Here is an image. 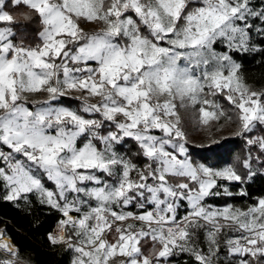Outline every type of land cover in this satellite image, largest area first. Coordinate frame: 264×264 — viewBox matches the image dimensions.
<instances>
[{
	"label": "snow or ice",
	"instance_id": "1",
	"mask_svg": "<svg viewBox=\"0 0 264 264\" xmlns=\"http://www.w3.org/2000/svg\"><path fill=\"white\" fill-rule=\"evenodd\" d=\"M8 2L0 0V23L11 25L14 17L4 10ZM10 2L33 10L43 30L41 44L24 47L13 43L11 27L0 28V144L10 149H0L3 199L27 202L34 194L41 204L60 211L65 219L49 240L77 253L73 264H110L118 256L127 258V264H170V257L182 253L199 264H213L217 234L229 221L244 232L228 242L230 254L249 257L239 264H254L264 256V198L247 211L205 206L207 197L221 195L219 180L242 182L243 177L231 166L213 169L192 161L175 103L200 104L201 122L209 125L225 115L209 99L222 92L237 110L235 135L264 126V93L248 88L239 75L240 64L229 54L260 50L250 30L264 36V27L254 24L259 20L264 25V7L254 8L252 0ZM80 18L106 27L84 32ZM217 44L226 50L217 52ZM41 92L47 99L30 109L27 94ZM71 92L85 93L70 97L82 101L80 110L54 106L53 101ZM89 97L101 100L89 103ZM96 114L99 119L90 118ZM106 126L115 130L105 131ZM125 138L137 143L148 161L144 168L117 153L115 146ZM247 143L264 153V136L247 138ZM251 159L249 154L244 161L249 178L254 174ZM133 172L137 179L131 178ZM105 177H115L114 183ZM224 194L232 193L224 188ZM182 201L190 211L178 219ZM130 204L145 211H124ZM84 205L88 207L82 211ZM128 220L143 226L135 231L130 223L117 226L110 242L106 233L113 224ZM201 221L211 225L207 252L195 243ZM66 229L71 230L67 237ZM144 238L153 242L148 255L141 248ZM0 249L13 257L0 264H15L18 251L7 243H0Z\"/></svg>",
	"mask_w": 264,
	"mask_h": 264
},
{
	"label": "trees",
	"instance_id": "2",
	"mask_svg": "<svg viewBox=\"0 0 264 264\" xmlns=\"http://www.w3.org/2000/svg\"><path fill=\"white\" fill-rule=\"evenodd\" d=\"M252 6L254 8L264 7V0H252ZM5 11H8L14 17L11 25L4 23L13 29L15 33L11 37L13 41L23 46H37L40 44L39 31L43 25L39 16L33 10L22 3L13 6L9 0ZM128 14L132 15V13ZM254 24L264 27V25H260L259 20L254 21ZM142 31L147 34L146 30L142 29ZM250 35L252 43L260 49L259 51L231 52L229 54L240 64L239 75L244 83L255 88H262L261 93H264V36H261L255 30H250ZM216 47L226 50L223 45L217 44ZM222 99V103L225 106L234 108L226 97ZM108 129L110 128L106 126L105 131ZM237 130L238 128L234 131H227L225 136L207 145L195 146L188 142L186 144L189 148L188 153L197 162L212 168H222L225 165L234 164L238 173L243 177L242 182L219 180L218 187L221 195L207 197L204 201L206 205L248 209L257 205L258 200L264 197V153L260 152L257 145H249L247 143V138L264 136V126L257 125L253 132L247 133L245 136L235 135ZM122 149L123 153L138 168L142 169L148 163L133 139L125 138L122 142ZM249 154L252 157L251 171L254 173L250 178L249 169L244 167V161L249 157ZM256 157H259V160ZM132 174L136 176L135 172ZM171 182L175 183L177 181L173 179ZM224 188H227V191L232 194H224ZM241 191L246 193V195H240ZM5 194V190L0 185V232L9 239L14 249L18 251L19 259L25 264H71L75 252L66 245H53L48 238V234L52 232L54 226L63 219L62 213L46 204H41L34 194H29L27 202L23 200L6 201L3 199ZM181 204L178 216L180 213H187L190 210L185 201H182ZM152 207V205H146L147 209ZM115 209L119 210L117 206ZM143 210L145 209H140L135 204H130L124 209V211L133 213ZM201 223L204 226L195 230V243L201 250L207 252L209 247L207 234L211 231V226L203 221ZM130 224L139 225L136 222H130ZM114 229L106 233V238L110 242L114 241L117 235ZM70 231V229H66V236L70 234ZM231 233L238 235L241 234V231L234 226H229L223 228L217 234L219 254H225L226 250L220 243L225 236ZM73 240L76 241L77 238L73 236ZM152 245L153 242L148 238L141 240V248L145 255L151 252ZM2 257L3 254L0 252V260ZM247 257L244 256L242 258L245 259ZM257 258L264 259V256ZM169 261L170 264H199L194 256L187 253L172 256Z\"/></svg>",
	"mask_w": 264,
	"mask_h": 264
},
{
	"label": "rangeland",
	"instance_id": "3",
	"mask_svg": "<svg viewBox=\"0 0 264 264\" xmlns=\"http://www.w3.org/2000/svg\"><path fill=\"white\" fill-rule=\"evenodd\" d=\"M107 3H108V1L105 0V4L106 5H107ZM128 15H130V14H128ZM78 23H79L80 27L83 29V31L87 32V33L97 32V31H100V30H102L103 28L106 27V25H104L100 21L87 22L83 18H80L78 20ZM2 27H10V26L7 25V24H4V23H0V28H2ZM42 30H43V26L40 29L39 34H40V32ZM39 38H40V44H41L42 41H41L40 35H39ZM13 43H16V42L13 41ZM16 44H18V43H16ZM20 45H22V44H20ZM24 47H35V46H24ZM215 49H216L217 52L225 51V50H222L221 47H216L215 46ZM235 62L237 63V61H235ZM226 74H227V71H226ZM246 85L248 86V88L251 91H255V92L261 93L262 90H263L262 88H255V87H253L251 85H248V84H246ZM205 91L206 92L208 91L207 88L205 89ZM84 95H85V93H83V92H71L68 95H66L65 97H61L58 101H53V104H54V106H65V107H70V108H73V109L80 110L82 108V101L80 99H75V98H70V97L84 96ZM223 97H225V95L222 92H218L215 96H210L209 97V99L214 100L215 103L219 105V107L223 110V112L225 114L224 116L220 117L219 121L210 120L209 125H203L202 122H201V113L199 112V109L201 107L200 104H197L195 106L185 105V106L182 107L180 105V101L179 100H177L175 102L176 105H177L176 113H177V115L180 118V122L178 124V127H180L183 130V132L185 133V136L187 138V142L188 143H191V144H193L195 146L207 145L208 143L216 141L217 139L222 138L223 136H225L227 134V131H234L235 129L238 128V120H237V118H235L237 116L236 115L237 110L235 108H232V107L230 108V107L225 106L222 103L223 102V99H222ZM46 99H47V94L43 93V92L35 93V94H27V100H26L25 103L30 109L34 110L36 107L40 106L39 102H42V101H44ZM100 100H101L100 97H89V103H99ZM160 102H163V98H161ZM204 107H206V109L209 110V111L215 110L213 107H210V106H204ZM81 114L85 115L86 118L89 116V114H86V113H83V112H81ZM228 117H231V119H228ZM90 118L99 119L100 117H99L98 114H96V115H94V116H92ZM118 119H122V117H118ZM168 119L172 120L173 122H175V117H169ZM108 130H115V129H114V127H112V128H110ZM154 134L160 135L159 132H155ZM122 142L115 146L116 147V151H117V153L119 155L123 156L125 159L130 160V158L123 153ZM99 146L102 147L101 145H99ZM0 149H3L6 152L10 151V149H8L6 146H4L2 144H0ZM188 152H189V148H188ZM188 155H189V157L192 159V161L194 163L202 164L201 162H197L196 160H194L193 157L191 156V154L188 153ZM203 165H205V164H203ZM2 166H3V164H0V167H2ZM205 166H207V165H205ZM228 166H231V167L235 168L234 164H228V165L223 166L222 168L228 167ZM207 167H209V166H207ZM210 168H212V167H210ZM222 168H213V169H222ZM117 171H119V169ZM131 178L137 179L138 177L134 176L133 174H131ZM105 179L108 180L109 183H114V181H115V177H105ZM149 182L151 183V181H149ZM45 183H46V187H50V188L53 187V185L50 182H45ZM88 186L89 187H94L95 185L89 184ZM185 202L187 203V201H185ZM90 203L92 204V206H95V201H91ZM205 206L209 207L210 209H223L225 207H229V206L216 207V206L206 205V204H205ZM87 207H88L87 205H84L83 208H82V211L87 210ZM115 207L116 206L113 205L114 209H115ZM187 207H188V205H187ZM236 209H239V208H236ZM248 209H240V210L247 211ZM70 214H72L76 219H79V214L78 213L70 212ZM63 219H65V217H63ZM130 222H135V220H128V221H123V222L117 221V222H115V224H113V228H115L117 226H122V225L126 226ZM220 223L223 224V223H225V221H223L221 219ZM227 223L230 226H234V227H236L238 229V226L236 224L232 223L231 221H229ZM134 226H135V228L133 230L135 231V230H139V228L142 227L143 225L139 224L138 226L137 225H134ZM240 231H241V234L234 235V234L231 233L228 236H225L221 240L220 244L223 245L222 247L226 250V252H225V254H219L218 251H217L215 258L213 259V264H230V263L231 264H239V261H240V259L242 257H240L238 254H230V250H229L230 246H229L228 242L230 240L231 241H235L237 239H240L243 236V234H244L243 230H240ZM56 233L57 232H55L54 235ZM207 239H208V235H207ZM73 242H76V241L73 240ZM111 242H113V240ZM241 243H244V241L242 239H241ZM208 245H209V241H208ZM0 252L3 254V257L1 258V260H11V259H13L12 256H10L8 253L2 251V249H0ZM77 255H78L77 253H74V256H73L71 264H73V261H74V259H75V257ZM245 259L247 260V259H249V257H247ZM121 260L125 261V264H127V258L119 257V256L118 257H114L113 260L110 261V264H119V262ZM15 264H25V263L22 260H20L19 257H17L16 261H15ZM254 264H264V259L255 258L254 259Z\"/></svg>",
	"mask_w": 264,
	"mask_h": 264
},
{
	"label": "built area",
	"instance_id": "4",
	"mask_svg": "<svg viewBox=\"0 0 264 264\" xmlns=\"http://www.w3.org/2000/svg\"><path fill=\"white\" fill-rule=\"evenodd\" d=\"M150 209H151V208H150ZM144 211H145V210L140 211V212H137V213H135V214H141V213H143ZM185 214H186L185 212L180 213L179 216H178V219L181 218V217H183ZM135 222L138 223V224L143 225L142 222H140V221H136V220H135ZM58 229H59V223H57V224L54 226V228H53L51 234L54 235L55 232H58ZM49 234H50V233H49ZM49 234H48V238H49ZM56 234H57V233H56ZM59 245H64V244L61 243V244H59Z\"/></svg>",
	"mask_w": 264,
	"mask_h": 264
},
{
	"label": "bare ground",
	"instance_id": "5",
	"mask_svg": "<svg viewBox=\"0 0 264 264\" xmlns=\"http://www.w3.org/2000/svg\"><path fill=\"white\" fill-rule=\"evenodd\" d=\"M70 214V213H69ZM74 219H76L72 214H70ZM0 243H7V244H9V245H11L12 246V244L10 243V241H9V239L7 238V237H2V238H0ZM12 249H13V251H16L14 248H13V246H12ZM2 251H4V250H2ZM4 252H6V251H4ZM7 253V252H6Z\"/></svg>",
	"mask_w": 264,
	"mask_h": 264
},
{
	"label": "water",
	"instance_id": "6",
	"mask_svg": "<svg viewBox=\"0 0 264 264\" xmlns=\"http://www.w3.org/2000/svg\"><path fill=\"white\" fill-rule=\"evenodd\" d=\"M17 251V250H16Z\"/></svg>",
	"mask_w": 264,
	"mask_h": 264
}]
</instances>
